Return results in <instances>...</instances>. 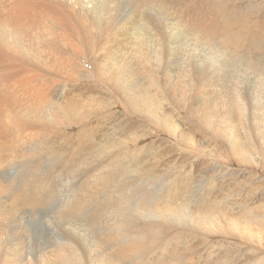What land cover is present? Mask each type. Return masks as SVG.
Masks as SVG:
<instances>
[{
    "label": "bare ground",
    "instance_id": "6f19581e",
    "mask_svg": "<svg viewBox=\"0 0 264 264\" xmlns=\"http://www.w3.org/2000/svg\"><path fill=\"white\" fill-rule=\"evenodd\" d=\"M205 10L207 0H0V264H190L194 248L212 247L205 236L264 223V208L230 218L227 202L212 198L213 181L194 205L182 179L158 193L136 185L147 172L145 150L129 145L146 135L137 134L141 123L164 122L159 97L179 103L185 84L205 92L223 73L199 50L225 41L264 70V18L220 26ZM80 55L114 95L90 85L65 90L61 82L80 80ZM243 89L244 116L255 124L258 110ZM117 98L137 121L113 111ZM197 107L193 112L212 109L224 119L238 113L207 102ZM38 137L45 144L33 148ZM239 142L231 147L239 163L255 147L264 161V138ZM260 153L252 154L256 161ZM176 213L191 233L167 229L166 218L181 222ZM48 225L59 239L48 236Z\"/></svg>",
    "mask_w": 264,
    "mask_h": 264
},
{
    "label": "rangeland",
    "instance_id": "374dc122",
    "mask_svg": "<svg viewBox=\"0 0 264 264\" xmlns=\"http://www.w3.org/2000/svg\"><path fill=\"white\" fill-rule=\"evenodd\" d=\"M207 1L209 2V10H205L206 14H209L220 26L230 23L236 25L244 22L250 23L264 18V0ZM217 2H221L225 7L218 9ZM1 3H7V0H1ZM47 25H50L49 22H47ZM41 35L46 36L44 30ZM222 42L220 41L218 47L199 50L203 54L211 55L213 61L217 64L220 63L219 66L223 73L220 72L218 75L213 76L211 80L214 83L209 84L205 92L196 91L197 87L194 81L185 84L183 88L179 89L183 95L182 101L179 103L171 96L162 94L159 97L162 106L157 109L158 113L156 112V114L162 117L164 122L162 124L153 121L141 123L142 127L137 131V134L142 135L145 133L146 135L138 142H131L129 145L131 150H145L143 164H145L147 172L138 177L136 185L141 189H147L149 192L158 193L171 183L182 179L189 187L188 191L190 192L187 191L188 194H186L192 198L189 200V204L194 205V202L206 192L209 181H213L214 192L212 191V198L227 202L226 212H228L230 218H241L242 211L253 212L252 215L255 216L256 210L264 208V161H262V155L255 147L251 149L252 153L248 161L239 163L237 159L239 155L236 152L233 153L231 147L238 150L240 140L252 143L254 135L258 139L264 138V133L261 130L264 125V70H262L261 65L251 62L243 53V50H238L225 43V41ZM263 53L259 50L258 54L260 57H264ZM69 54L70 52L67 54L70 57H66L72 59V54ZM72 57L75 56L72 55ZM77 60H81L79 63L83 65L80 69L82 72L80 71L81 73L77 75L80 76V80H74L68 84L61 82L65 90L78 85V87H81V91H85V88L90 85L107 90L110 95L113 94L109 92L106 85H102L97 80V77L91 71L88 56L80 55ZM163 69L160 68V70ZM168 73H172L171 69ZM242 76L251 79V82L248 81L247 84H242ZM147 81L145 79V86L150 87V83ZM244 87L250 89V93L246 94V101L255 102V109L258 110V114L253 115L255 124L251 125L249 123L251 117L247 119L244 116L245 107H247L244 105L245 100H243L245 97V94H243ZM193 93H197L196 101L193 100ZM117 101L118 105L113 108V111L122 110L131 120H138L135 116L124 111L118 98ZM203 102H207L213 108L216 106L219 110L226 108L231 113L238 110V113L232 119L230 117L224 119L215 115L212 109H204V112H193V109L195 110ZM197 108L199 109V107ZM199 121L202 122V125L199 124ZM111 126H114V128ZM207 126L218 133L219 138L212 136L206 130ZM108 127L117 138L116 142H120L118 138L120 136L116 134L118 133L117 127L111 123L108 124ZM75 130L74 128L72 131ZM169 130L175 133L171 134ZM45 141L43 138L36 140L32 144L35 145L33 148H39L45 144ZM22 142L26 143L27 141L25 139ZM255 152L260 153L259 156L257 155V161L252 156ZM44 165L41 167L42 170L48 168L46 164ZM64 175L69 176L66 173ZM177 216L182 218V213H176L172 217L176 218ZM148 220L154 221L152 217H148ZM166 222L167 229L173 231V234L191 233L189 224L183 218L180 223H176L170 218H166ZM250 222L234 226L228 233H220V236H205L212 247L199 249L196 247L197 250L194 248V251L188 255L190 264H264V223L257 226L252 220ZM47 233L50 238L59 239V233L55 226L48 225ZM220 247H223L224 254L219 251L218 248Z\"/></svg>",
    "mask_w": 264,
    "mask_h": 264
}]
</instances>
